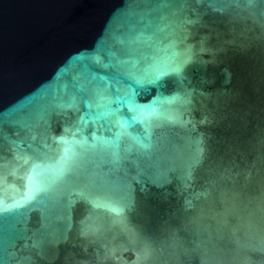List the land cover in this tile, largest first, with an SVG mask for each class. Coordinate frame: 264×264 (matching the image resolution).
Masks as SVG:
<instances>
[{
  "label": "water",
  "instance_id": "water-1",
  "mask_svg": "<svg viewBox=\"0 0 264 264\" xmlns=\"http://www.w3.org/2000/svg\"><path fill=\"white\" fill-rule=\"evenodd\" d=\"M0 264H264V0H0Z\"/></svg>",
  "mask_w": 264,
  "mask_h": 264
}]
</instances>
